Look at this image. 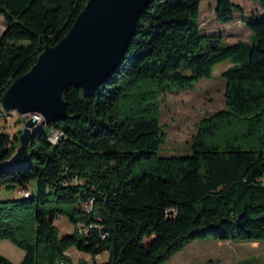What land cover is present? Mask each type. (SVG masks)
Instances as JSON below:
<instances>
[{
  "label": "trees",
  "instance_id": "obj_1",
  "mask_svg": "<svg viewBox=\"0 0 264 264\" xmlns=\"http://www.w3.org/2000/svg\"><path fill=\"white\" fill-rule=\"evenodd\" d=\"M201 1L148 0L113 72L91 96L64 89L67 115L39 124L27 155L0 167V189L21 194L0 199V238L24 251L0 264H160L197 238L264 241V15L216 0L217 21H232L236 8L255 37L222 45L221 34L201 32ZM86 2L0 0V96ZM230 56L225 108L199 122L190 154L159 155L160 95L210 78ZM18 143L0 131V166ZM60 215L72 232L59 233ZM72 246L91 261L73 263Z\"/></svg>",
  "mask_w": 264,
  "mask_h": 264
},
{
  "label": "water",
  "instance_id": "obj_2",
  "mask_svg": "<svg viewBox=\"0 0 264 264\" xmlns=\"http://www.w3.org/2000/svg\"><path fill=\"white\" fill-rule=\"evenodd\" d=\"M148 0H87L67 34L46 46L32 67L14 79L0 96L1 109L25 117L15 152L0 167L26 156L39 120L67 115L64 89L91 96L121 62L139 15ZM28 115H30L28 117Z\"/></svg>",
  "mask_w": 264,
  "mask_h": 264
},
{
  "label": "rangeland",
  "instance_id": "obj_3",
  "mask_svg": "<svg viewBox=\"0 0 264 264\" xmlns=\"http://www.w3.org/2000/svg\"><path fill=\"white\" fill-rule=\"evenodd\" d=\"M242 8L243 13L258 19L264 15V10L253 0H231ZM216 0H202L199 5V21L201 32L221 34L223 44L226 41H243L252 46L254 35L240 22V15L236 8L234 21L221 23L214 14ZM255 9L259 12L256 13ZM4 27V19L0 16V33ZM26 42V40H24ZM233 59L230 56L226 61L216 64L210 78H201L192 88L173 90L163 93L159 97V123L165 135L164 142L157 150L159 155H188L191 153L190 143L196 133L199 122L213 113L225 108V80L220 72ZM1 108V107H0ZM30 115H28L29 117ZM0 119V131L8 133L10 139L18 136L23 129L25 117L19 116L15 110L5 113ZM43 120L41 119L39 124ZM51 141H56L57 133H51ZM34 191V184L27 185ZM21 197L17 188H1L0 199ZM54 224L60 234L70 233L73 226L64 216H58ZM258 243V244H257ZM24 251L8 238H0V255L13 263H18ZM66 254L73 263L78 259L91 261L89 255L70 247ZM106 253L100 254L96 260L102 261ZM160 264H264V241H218L211 238H197L186 243L185 247L173 254Z\"/></svg>",
  "mask_w": 264,
  "mask_h": 264
},
{
  "label": "crops",
  "instance_id": "obj_4",
  "mask_svg": "<svg viewBox=\"0 0 264 264\" xmlns=\"http://www.w3.org/2000/svg\"><path fill=\"white\" fill-rule=\"evenodd\" d=\"M255 11H256L257 13H259L256 9H255ZM243 15H244L245 17H248L247 15H245V13H243ZM234 19H235V14H234ZM234 19H233L232 21H234ZM240 22H241V20H240ZM226 24H228V23H226ZM225 42H226V43H233V42H236V41L228 42V41L225 40ZM233 60H234V59H233ZM233 60H231V62H228L227 67H226L225 69H227L228 67L232 66V64H233ZM225 61H226V60H225ZM223 62H224V61H223ZM225 69H224V70H225ZM224 70H222V71L220 72V74H221ZM257 244H258V243H257Z\"/></svg>",
  "mask_w": 264,
  "mask_h": 264
},
{
  "label": "built area",
  "instance_id": "obj_5",
  "mask_svg": "<svg viewBox=\"0 0 264 264\" xmlns=\"http://www.w3.org/2000/svg\"><path fill=\"white\" fill-rule=\"evenodd\" d=\"M6 112H4L1 108H0V119L2 118L1 116H3ZM52 136V135H51ZM50 136V138H51ZM51 140V139H50ZM56 140V139H55ZM55 142V141H52ZM57 264H64L63 261H59Z\"/></svg>",
  "mask_w": 264,
  "mask_h": 264
},
{
  "label": "bare ground",
  "instance_id": "obj_6",
  "mask_svg": "<svg viewBox=\"0 0 264 264\" xmlns=\"http://www.w3.org/2000/svg\"><path fill=\"white\" fill-rule=\"evenodd\" d=\"M20 116V115H19ZM40 121V120H39Z\"/></svg>",
  "mask_w": 264,
  "mask_h": 264
}]
</instances>
